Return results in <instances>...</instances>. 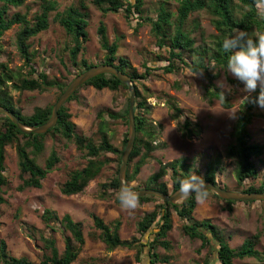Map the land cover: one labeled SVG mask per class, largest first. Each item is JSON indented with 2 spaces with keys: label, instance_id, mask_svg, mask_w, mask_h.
<instances>
[{
  "label": "rangeland",
  "instance_id": "rangeland-1",
  "mask_svg": "<svg viewBox=\"0 0 264 264\" xmlns=\"http://www.w3.org/2000/svg\"><path fill=\"white\" fill-rule=\"evenodd\" d=\"M59 11L69 7H77L80 0H55ZM88 13V42L77 60L99 65L103 61L104 51L100 48L97 28L100 23L105 26L109 43L118 45L117 56L125 57L136 68L137 73L143 74L147 69L150 76L135 83L136 89L146 98L148 108L145 117L158 134L153 143L156 150L153 159L144 165L131 183L132 187L142 189L145 181L159 171L161 166L178 163L191 168L198 176L204 175L209 167L219 164L215 182L228 191L237 189L235 167L233 161L226 157L227 149L234 144V132L237 113L242 104L240 99L246 95L252 96L259 91L246 93L244 84L227 71H222L220 78L214 82L220 94L228 98L231 108L225 109L217 99L204 96L205 81L199 75L193 74L187 68H182L178 74H166L162 67L166 65V53L158 49L155 39L150 32V26L143 23L137 16L126 19L122 11L103 15L92 4V0H82ZM234 3H238L234 0ZM176 15L178 0H144L142 18H155L161 5ZM39 10L36 2L28 1L21 8H10L9 15L20 13L31 19ZM53 14H51V17ZM141 23V26H137ZM198 25V28L196 26ZM184 30L191 32L195 48L212 47L216 32L205 12L190 15ZM17 27L7 31L0 41V63H4L11 73V79L6 83L7 92L15 109L23 115H31L37 107L44 108L54 104L59 92L56 89L47 91H18L14 88L19 79H30V71L23 65L15 46ZM30 52L34 54L33 67L36 73L43 72L48 79H57L68 84L78 71L72 66L68 48L70 39L58 24L50 23L49 29L30 39ZM230 81H233L231 83ZM222 82L223 88L218 86ZM129 91L122 88L117 91H97L92 87H81L78 90L77 101L67 103L71 121L76 125L78 133L97 140L101 124L110 143L117 149L122 148L123 135L127 127L121 119H110L107 111L121 115L125 110ZM136 103V99H135ZM170 105H174L179 113H175ZM236 117L232 118V112ZM101 115L99 117L98 115ZM187 123V127L184 125ZM252 140L264 147V118H254L249 126ZM54 149L59 157V163L42 181L39 189L27 188L18 190L21 184L19 168L14 146L5 148L6 186L1 188L3 203H0V239L7 246L9 254L15 258H26L32 264H40L45 256L50 255L45 240L52 239L57 250H64V238L69 236L59 225L55 231H50L41 220L44 210L49 209L59 217L69 214L71 218L82 224L84 245L73 264H150L148 248L138 249L117 248L108 250L99 238V231L94 228L92 216H97L105 224L120 222L119 236L123 241L137 239L141 244L146 243V237H141L137 224L146 213L151 212L158 201L139 204L132 215L121 210L117 200V192L107 189L102 196L100 185L117 176L115 156L106 154L110 162L100 174L80 194L64 196L60 192L63 183L72 171L85 165L84 154L73 142L63 138L47 137L44 154L37 159L39 165ZM136 161V160H134ZM259 172L256 181H246L244 188L257 187L264 182V151L259 159H255ZM168 192L171 190V172L160 180ZM210 193V192H209ZM197 221L210 220L231 248H236L242 242L255 235L259 236L257 249L264 250V203L250 204L234 203L231 211L226 210V204L208 195L204 203H198L193 213ZM186 221L177 214L172 215V229L167 240L171 245L170 251L159 249L158 253L169 258L172 264H217L210 249L201 246L198 239H190L181 231ZM240 264H257L254 259L237 261Z\"/></svg>",
  "mask_w": 264,
  "mask_h": 264
},
{
  "label": "trees",
  "instance_id": "trees-1",
  "mask_svg": "<svg viewBox=\"0 0 264 264\" xmlns=\"http://www.w3.org/2000/svg\"><path fill=\"white\" fill-rule=\"evenodd\" d=\"M28 1L36 2L39 5L38 12L31 19L20 13L9 15L10 8H21ZM237 1L238 3H234V0H178L176 15L171 13L163 4L155 18H142L144 0H92L91 2L103 15L122 11L126 19L137 16L139 20L149 25L156 46L158 49L164 50L167 55L166 65L162 67V71L166 74H178L182 68H187L193 74L201 76L205 81L203 90L206 98L217 99L223 108L229 109L231 104L228 98H223L214 84L220 78L221 72L226 71V63L229 55H231V53L224 52L222 48L223 40L237 30L246 32L249 38H255L257 33L264 32V18L257 14L255 0ZM59 7L58 2L55 0H0V41L7 31L16 26V50L23 60V65L29 69L30 77L35 76L30 79H19L17 84L14 85L16 90L47 91L56 89L60 95L66 89L68 84L57 79L49 80L45 73H36L32 65L34 54L29 51L31 45L28 41L47 31L50 23L58 24L70 39L71 45L68 48L69 60L78 73H82L93 66V64L84 59L77 60L78 56L84 51V44L88 42V13L85 4L80 0L77 7H69L63 12L59 11ZM200 11L205 12L209 16L216 32L213 37L212 47L209 49L195 48V41L191 37V32L184 30L185 23L190 15ZM51 14H53L52 18H50ZM137 26H141V23H138ZM196 28H198V25ZM96 32L100 48L105 53L101 64L113 65L119 72L131 78L134 87L138 80L146 79L150 76V69L146 68L145 73L139 75L136 68L130 64L127 58L117 56L118 45L109 43L105 26L102 23L99 24ZM10 79L11 73L9 69L4 63H0V106L12 112L26 126L36 127L44 124L51 115L53 104L44 108L37 107L28 116L21 114L19 110L15 109L7 92L6 83ZM230 82L233 83V81ZM82 87H92L97 91L109 90L114 92L120 88L127 90L124 84L111 75H99ZM78 90L58 111V121L55 127L43 135H24L17 130L16 126L7 117L0 115V190L7 184L4 171L5 148L8 146H14L16 151L19 179L21 180L18 190L41 188L42 181L59 163V157L54 149L51 150L43 166L37 162V159L44 154L47 137L51 139L58 137L68 142H73L76 148L84 154L86 160L85 165L81 169L72 171L69 178L63 183L60 192L64 196L82 193L89 182L94 180L110 162V159L105 157L106 154L115 156L116 173L118 172L121 164V155L127 142V131L123 135L121 149L115 148L110 143L104 132L103 124L99 127L98 133L100 137L97 140L78 133L76 125L71 121L72 116L67 107V103L77 101ZM135 90L136 137L128 160L125 185L137 191L141 188L132 187L131 183L136 180L140 169L153 159L152 154L157 148L153 143L157 140L158 134L145 117L148 110L146 98L142 97L136 87ZM258 94L259 91L253 94L251 98L257 97ZM170 107L175 113H179V110L174 105H170ZM127 109L128 104L121 115L110 111H107V115L113 120L121 119L125 127H127ZM98 116L101 117L100 114ZM254 118H264V109L251 103L241 104L237 113L234 144L226 151V157L233 161L235 167L234 173L237 186V189L234 190L235 192H264V182H261L257 187H243L246 181H256L259 178L255 159H259L264 151L263 145L252 140L249 131V126ZM185 127H187V123L184 125ZM177 164L161 166L157 173L152 174L145 181L142 189H153L169 194L167 186L160 182L169 170L172 184L170 193L179 190V181L188 179L192 172L189 166ZM219 164L220 162L214 167H209L202 175L205 182L216 184L215 175L220 169ZM196 174L198 175V171H196ZM100 189L102 196L105 195L107 189L118 192L117 176L100 185ZM212 196L217 200H221L213 194ZM139 201L140 203L159 202L137 224V231L140 236L146 237L145 244H141L137 239L131 241L121 240L119 236L121 224L118 220L111 224H105L97 216L93 215L91 217L94 228L99 231L100 240L108 250L135 248L140 252L143 247H147L150 264H172L168 257L160 255L158 251L160 248L165 251L171 250V245L167 238L168 233L172 229V215L175 213L181 220L186 221L181 227L182 233L190 239L200 240L201 246L210 249L215 256L217 264H240L237 261L245 259H254L257 264H264V250L259 251L257 249L258 235L244 240L236 248H231L218 228L210 220L197 221L194 218L193 213L197 205L194 196L180 206L163 202L152 196L139 197ZM3 202L0 194V203ZM223 202L226 204V210L231 211V206L235 202ZM250 203L254 202H245V204ZM41 220L50 231L54 232L55 226L59 225L63 231L69 233V236L64 238V250L61 253L57 250L54 240H45L50 255L45 256L40 264H73L84 245L82 224L74 221L69 214L59 217L56 212L49 209L44 210ZM208 263L209 259L206 258L203 264ZM0 264L32 263L26 258L11 256L7 250L6 243L0 239Z\"/></svg>",
  "mask_w": 264,
  "mask_h": 264
},
{
  "label": "clouds",
  "instance_id": "clouds-1",
  "mask_svg": "<svg viewBox=\"0 0 264 264\" xmlns=\"http://www.w3.org/2000/svg\"><path fill=\"white\" fill-rule=\"evenodd\" d=\"M257 14L264 18V0H255ZM224 52L231 53L226 63V71L244 84V91L252 93L259 87V94L255 98L246 95L240 99L242 105L251 103L264 109V32L257 33L255 38H249L244 31L237 30L234 34L223 40ZM202 74V73H200ZM218 86L223 88L222 82ZM224 98L223 92L221 93ZM232 112V118L236 117ZM203 177L192 175L188 179L179 181V191L176 193L178 200L194 196L198 203L208 199L209 191ZM117 200L121 210L132 215L138 209L139 194L132 188L121 185L117 192Z\"/></svg>",
  "mask_w": 264,
  "mask_h": 264
},
{
  "label": "water",
  "instance_id": "water-1",
  "mask_svg": "<svg viewBox=\"0 0 264 264\" xmlns=\"http://www.w3.org/2000/svg\"><path fill=\"white\" fill-rule=\"evenodd\" d=\"M99 75H111L115 77L120 83L124 84L129 91L128 109H127V142L121 155V164L117 173L118 190L121 185H125L126 172L128 166V160L133 150L136 127H135V99L136 90L131 81V78L127 75L119 72L113 65L99 64L92 66L88 70L75 76L67 85L66 89L57 97L56 101L52 105L51 115L49 119L42 125L36 127H29L21 123L18 118L6 108L0 106V115L7 117L13 125L16 126L17 130L24 135H43L46 134L50 129L55 127L58 121V111L67 102V100L85 83ZM208 191L213 195L217 196L223 201H232L236 203L245 202H264V192L262 193H241L235 191H228L217 184L206 182ZM179 190L168 194L162 193L153 189H140L135 192L139 194V197L152 196L160 199L163 202L170 203L172 205H182L189 198L184 200H178L176 193Z\"/></svg>",
  "mask_w": 264,
  "mask_h": 264
}]
</instances>
